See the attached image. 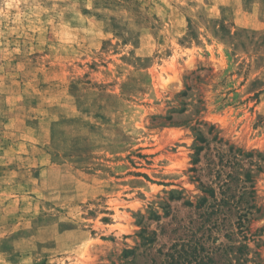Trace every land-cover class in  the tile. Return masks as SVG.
I'll list each match as a JSON object with an SVG mask.
<instances>
[{
  "label": "rangeland",
  "instance_id": "obj_1",
  "mask_svg": "<svg viewBox=\"0 0 264 264\" xmlns=\"http://www.w3.org/2000/svg\"><path fill=\"white\" fill-rule=\"evenodd\" d=\"M219 179L263 205L264 0H0V264H227Z\"/></svg>",
  "mask_w": 264,
  "mask_h": 264
},
{
  "label": "trees",
  "instance_id": "obj_2",
  "mask_svg": "<svg viewBox=\"0 0 264 264\" xmlns=\"http://www.w3.org/2000/svg\"><path fill=\"white\" fill-rule=\"evenodd\" d=\"M193 129L196 132V138L193 145L192 164H196L200 161L199 157L203 146L199 145V142H202L203 138L199 129ZM192 169L195 170L194 167ZM250 173V171L246 172L248 175L247 180H251ZM246 181L242 186L241 195L243 196L235 194L234 190L236 186H233L230 179L211 181L205 188L203 187V183L199 181L203 190L209 194L212 200L209 205L213 206L214 212L221 213L222 209H219V207L227 204V211L230 210L228 213L234 218L232 221L233 229L231 230V234L229 233L231 243L226 246L228 254L227 264H264L259 250L260 247L264 246V225L256 228L254 232L250 231L251 221L260 218L262 215L264 202L263 205L254 203L253 185L252 183H246ZM205 202L206 198L196 206L200 207ZM239 234H241V238L237 241L234 237ZM250 242L253 243V246L250 245Z\"/></svg>",
  "mask_w": 264,
  "mask_h": 264
}]
</instances>
